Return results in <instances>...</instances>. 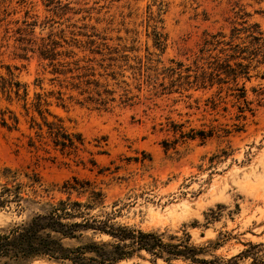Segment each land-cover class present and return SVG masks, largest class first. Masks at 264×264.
<instances>
[{"label": "rangeland", "instance_id": "obj_1", "mask_svg": "<svg viewBox=\"0 0 264 264\" xmlns=\"http://www.w3.org/2000/svg\"><path fill=\"white\" fill-rule=\"evenodd\" d=\"M238 28L234 44L247 40L244 28L264 39V0H0V190L23 184L30 199L0 206V230L65 198L77 177L106 195L94 214L167 242L188 238L200 258L255 264L248 251L264 255V60H237L251 67L237 85L211 74ZM45 45L53 60L41 56ZM12 80L19 95L6 91ZM45 121L83 142L63 150ZM200 131L206 139L192 138ZM88 238L115 241L88 231L66 243ZM115 264L196 263L140 251Z\"/></svg>", "mask_w": 264, "mask_h": 264}, {"label": "trees", "instance_id": "obj_2", "mask_svg": "<svg viewBox=\"0 0 264 264\" xmlns=\"http://www.w3.org/2000/svg\"><path fill=\"white\" fill-rule=\"evenodd\" d=\"M252 29L244 28L245 32H249L246 36L247 40L234 44V39L240 38L237 34L242 32V29H236L232 39L227 43L233 50L232 53L226 54V57L216 58L211 74L219 77L220 84L233 80L237 85L240 77H250V64L237 60H254L260 54L264 60L262 33H259V36L256 34L257 31ZM242 44L245 45L241 46ZM54 48L45 45L41 56L53 60ZM244 53H249V55L243 56ZM9 84V89L6 91L9 93L15 91L16 95H19L21 84L14 80ZM4 87L6 88V85ZM235 89L242 91L239 94L240 97H245V94H242L245 92V86ZM26 96L27 92L24 97ZM41 106L42 103L39 102L37 110L40 115H43ZM2 120L6 123L5 118ZM15 120L18 122L16 117ZM45 124L53 135L55 145L62 146L63 150L76 148L78 141L83 142L80 135L75 137L67 133L59 122L45 121ZM198 134L206 139L205 131L194 133L191 136L196 138ZM2 172L5 176L15 177L18 171L6 167ZM38 183L40 179H35L31 186ZM64 187L68 192L65 198L47 203L45 208L33 214L27 221L18 223L8 230H0V264H29L37 259L68 261L71 264H115L133 257L140 251H146L155 258H162L169 263L174 259L182 258L196 264H239L237 257L227 261L200 258L203 248L192 245L188 238L179 239L178 243L167 242L163 235L157 232L143 231L114 223L109 213L94 214V210L104 204L106 195L102 190L96 189L91 181L74 177L72 181H67ZM22 190L23 184L3 185L0 190V206L5 207L15 202L18 208L22 207L23 201L30 200L23 195ZM88 231L110 235L115 241L99 242L88 238L80 245H67L66 240L80 241L86 237ZM258 246L252 245V250L257 249ZM259 252L261 251L253 253L248 251L252 254L255 264H264V255ZM247 256L250 255L247 254Z\"/></svg>", "mask_w": 264, "mask_h": 264}]
</instances>
